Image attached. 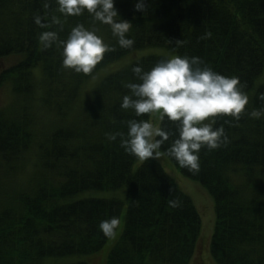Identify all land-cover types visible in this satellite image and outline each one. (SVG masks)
<instances>
[{
    "label": "trees",
    "instance_id": "trees-1",
    "mask_svg": "<svg viewBox=\"0 0 264 264\" xmlns=\"http://www.w3.org/2000/svg\"><path fill=\"white\" fill-rule=\"evenodd\" d=\"M136 2L114 0L116 19L132 23L127 36L134 44L126 49L108 25L87 11L64 17L56 0H0V58L18 56L0 70V86L9 80L16 103L23 105L0 109V264H45L48 258L96 253L109 238L100 222L119 219L123 202L73 197L121 187L123 230L103 264H188L195 251L193 260H200L201 218L191 198L153 158L132 171L137 158L125 151L119 136L108 139L109 134L126 133L128 120L150 119L120 107L129 93L124 85L137 82L132 66L148 71L167 58L141 57L104 77L77 111L74 101L81 84L100 67L147 46L200 57L216 72L239 77L246 93L264 67V0H144V11L135 9ZM54 16L61 24L52 23ZM36 17L48 27L37 25ZM77 24L96 29L112 48L89 74L65 68L61 49L55 44L45 48L40 41L41 33L50 30L66 39ZM36 67L43 74L40 83L33 79ZM259 109H264V82L248 96L238 120L216 117L214 126L223 124L229 142L202 148L195 174L163 154L213 198L209 249L217 264H264V116L249 115ZM42 115L56 118L36 142L35 126ZM67 115L71 119L64 123ZM160 126L176 131L168 120ZM231 173L243 175V182L232 183ZM174 200L178 206H172Z\"/></svg>",
    "mask_w": 264,
    "mask_h": 264
},
{
    "label": "clouds",
    "instance_id": "clouds-1",
    "mask_svg": "<svg viewBox=\"0 0 264 264\" xmlns=\"http://www.w3.org/2000/svg\"><path fill=\"white\" fill-rule=\"evenodd\" d=\"M59 13L64 17L90 13L95 21L110 27L122 48H132L134 40L127 36L132 27L128 20L116 19L118 12L114 0H56ZM137 11H144V0H137ZM35 23L41 27L36 17ZM53 24H61L59 17L52 18ZM62 28V25H61ZM210 35V33H209ZM40 41L45 48L55 44L61 49L62 64L76 73L89 74L111 51L109 44L96 34V29L85 28L82 24L74 26L66 39H60L56 31H44ZM177 44L183 43L180 40ZM137 82H127L129 90L122 97L120 107L132 110L136 117L148 114L153 119H131L126 121L127 132L108 135L110 141L120 137L121 146L126 152L141 162L149 158L157 159L162 154L174 158L181 168L193 174L200 170V150L217 149L229 140L223 124H216V117L231 116L238 120L245 111L248 96L243 91L244 84L237 76H225L209 67L200 57L173 56L162 59L150 70L139 65L131 68ZM253 118L264 116V109L249 113ZM168 120L174 123L175 133L165 130L160 123ZM207 120L205 123L204 121ZM225 123H228L225 120ZM173 137L169 147L163 152L162 145ZM173 207L178 201L170 202ZM120 221L116 217L103 220L99 228L107 237H114Z\"/></svg>",
    "mask_w": 264,
    "mask_h": 264
},
{
    "label": "rangeland",
    "instance_id": "rangeland-1",
    "mask_svg": "<svg viewBox=\"0 0 264 264\" xmlns=\"http://www.w3.org/2000/svg\"><path fill=\"white\" fill-rule=\"evenodd\" d=\"M147 55H159L164 56L167 59L175 56V54L171 51H169L165 47L161 46H147L138 50H135L131 53L126 54L125 56L116 59L114 61H111L102 67H100L97 71H95L89 78H87L82 84L80 92L78 93V97L76 98V101H74V111H77L80 106H83L87 103L92 90L95 88V86L107 75L114 73L118 70H121L128 66L133 61L147 56ZM18 56H15L14 54L8 55L6 57L0 58V70L7 68L14 62H16ZM33 79H35L36 82L41 81L43 78L42 71L39 67H36L32 71ZM264 82V67L260 74L256 77L254 80L252 88H250L246 94L247 96H251L252 93L255 91V89L260 86ZM22 101H19L16 103V99L13 95L12 89L10 87V81L7 80L2 86H0V109L5 108L8 104H12L13 107L20 109L23 105L21 104ZM16 103V104H15ZM25 104V103H24ZM26 105V104H25ZM38 107H44L43 105H40ZM73 111V113H75ZM46 114V113H45ZM49 115V114H48ZM46 115H42L41 122L35 126L36 136L35 141L40 139V135L42 132L46 131V128L53 126V123L55 121V116L50 115L49 118H45ZM54 119V120H53ZM71 119V115H67L64 119V123L69 122ZM150 119H153L155 121L154 117L150 116ZM205 123L207 120L204 121ZM63 123V121H62ZM46 126V127H45ZM49 130V129H48ZM47 130V132H48ZM34 138V134H33ZM155 159V158H153ZM157 160L165 169L167 174L174 180V182L177 184L180 190H182L185 194H187L193 204L195 205L197 211L199 212L200 218H201V229L200 234L197 239V243L201 240L199 244L203 245V253L199 257V259L193 260L196 258V251L193 254V257L190 259L188 264H217L210 255V249L209 244L211 240V236L213 233V227H214V221H215V211H214V201L213 198L207 193V191L204 189V187L197 181L192 180L179 171L177 167H175L172 162L167 158L165 155H161L158 157ZM142 162L137 158L132 166V171H135L137 167ZM230 179L232 183L240 184L243 182L244 177L237 173H231ZM97 197V198H117L123 202L122 204V211L121 216L119 218L120 224L116 231V235L114 237H109L102 248L98 250L94 254H84V255H72V256H66V257H58V258H48L44 262L45 264H59L64 262H77V261H84L88 264H103L108 252L112 249V247L115 245V242L120 237L123 225H124V214L126 210V202H125V188L121 187L115 190H98V191H88L79 193L76 196H74V199L79 198H85V197Z\"/></svg>",
    "mask_w": 264,
    "mask_h": 264
}]
</instances>
